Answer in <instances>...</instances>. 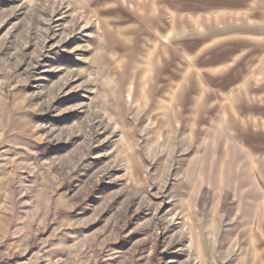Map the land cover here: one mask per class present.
Returning a JSON list of instances; mask_svg holds the SVG:
<instances>
[{
    "label": "rangeland",
    "instance_id": "1",
    "mask_svg": "<svg viewBox=\"0 0 264 264\" xmlns=\"http://www.w3.org/2000/svg\"><path fill=\"white\" fill-rule=\"evenodd\" d=\"M0 264H264V0H0Z\"/></svg>",
    "mask_w": 264,
    "mask_h": 264
}]
</instances>
